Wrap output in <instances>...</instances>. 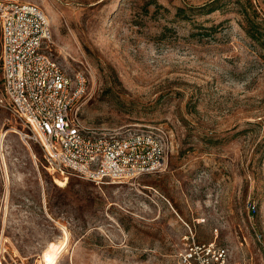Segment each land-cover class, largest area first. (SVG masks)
Listing matches in <instances>:
<instances>
[{"label":"rangeland","instance_id":"rangeland-1","mask_svg":"<svg viewBox=\"0 0 264 264\" xmlns=\"http://www.w3.org/2000/svg\"><path fill=\"white\" fill-rule=\"evenodd\" d=\"M20 1L85 76L87 126H162L171 145L162 172L126 184L53 182L0 109V264H180L190 231L229 264H264V46L244 32V0Z\"/></svg>","mask_w":264,"mask_h":264},{"label":"built area","instance_id":"built-area-1","mask_svg":"<svg viewBox=\"0 0 264 264\" xmlns=\"http://www.w3.org/2000/svg\"><path fill=\"white\" fill-rule=\"evenodd\" d=\"M49 19L35 4L0 0V109L8 112L25 144L40 150L41 166L52 178L100 185L126 184L162 172L171 134L162 127L117 135L87 126L77 105L86 78L69 75L50 53ZM254 211V205L249 207ZM180 264H229L227 246L197 241L190 231Z\"/></svg>","mask_w":264,"mask_h":264},{"label":"trees","instance_id":"trees-1","mask_svg":"<svg viewBox=\"0 0 264 264\" xmlns=\"http://www.w3.org/2000/svg\"><path fill=\"white\" fill-rule=\"evenodd\" d=\"M215 3L216 0L205 6L207 12L216 10ZM239 12L242 15L245 34L253 41L259 42L264 46V18L259 16L248 0H244V2L240 3Z\"/></svg>","mask_w":264,"mask_h":264}]
</instances>
